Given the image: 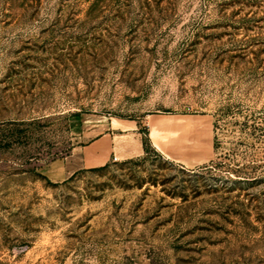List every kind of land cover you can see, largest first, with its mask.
<instances>
[{
  "label": "rangeland",
  "instance_id": "374dc122",
  "mask_svg": "<svg viewBox=\"0 0 264 264\" xmlns=\"http://www.w3.org/2000/svg\"><path fill=\"white\" fill-rule=\"evenodd\" d=\"M0 264H264V0H0Z\"/></svg>",
  "mask_w": 264,
  "mask_h": 264
},
{
  "label": "crops",
  "instance_id": "0c3cea01",
  "mask_svg": "<svg viewBox=\"0 0 264 264\" xmlns=\"http://www.w3.org/2000/svg\"><path fill=\"white\" fill-rule=\"evenodd\" d=\"M113 124L116 126H121L122 123L118 120H113ZM126 129L120 128L118 131L107 130L99 134L87 145H84L81 149L82 159L85 166H96L98 164H103L108 159L109 155L115 158H120L122 154H128L127 156L138 155L141 152L142 142L140 140L139 132L136 130L134 125H126ZM115 128V127H112ZM117 128V127H116ZM204 127L198 122L192 120H181L171 123L169 126L164 128L171 134H181L182 142H195L197 143L203 136ZM160 130L152 126V136L155 139L157 146L164 151V147L156 139L157 134ZM192 136V138H189ZM131 141L137 143L136 151H133V145Z\"/></svg>",
  "mask_w": 264,
  "mask_h": 264
},
{
  "label": "trees",
  "instance_id": "16d2710c",
  "mask_svg": "<svg viewBox=\"0 0 264 264\" xmlns=\"http://www.w3.org/2000/svg\"><path fill=\"white\" fill-rule=\"evenodd\" d=\"M145 133V132H144ZM149 140L147 137L143 138V148H144V151L147 152L148 148H149ZM101 168V167H100Z\"/></svg>",
  "mask_w": 264,
  "mask_h": 264
}]
</instances>
